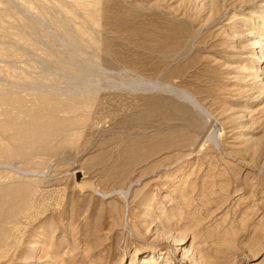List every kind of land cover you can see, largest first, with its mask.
<instances>
[{
	"label": "rangeland",
	"instance_id": "obj_1",
	"mask_svg": "<svg viewBox=\"0 0 264 264\" xmlns=\"http://www.w3.org/2000/svg\"><path fill=\"white\" fill-rule=\"evenodd\" d=\"M261 36L264 0H0V264H264Z\"/></svg>",
	"mask_w": 264,
	"mask_h": 264
},
{
	"label": "bare ground",
	"instance_id": "obj_2",
	"mask_svg": "<svg viewBox=\"0 0 264 264\" xmlns=\"http://www.w3.org/2000/svg\"><path fill=\"white\" fill-rule=\"evenodd\" d=\"M261 39H262V36H261V38L260 37H258L256 40H255V42H253L254 43V45L255 46H257V47H260L261 48V50H264V46H263V43L261 42ZM264 39V38H263ZM257 58V60H259V61H262L263 59L261 58V55H257L256 56ZM264 73V72H263Z\"/></svg>",
	"mask_w": 264,
	"mask_h": 264
}]
</instances>
